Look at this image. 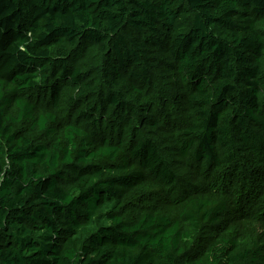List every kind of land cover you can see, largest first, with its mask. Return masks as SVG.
Listing matches in <instances>:
<instances>
[{
    "label": "clouds",
    "instance_id": "obj_1",
    "mask_svg": "<svg viewBox=\"0 0 264 264\" xmlns=\"http://www.w3.org/2000/svg\"><path fill=\"white\" fill-rule=\"evenodd\" d=\"M0 22V264H264V0Z\"/></svg>",
    "mask_w": 264,
    "mask_h": 264
},
{
    "label": "trees",
    "instance_id": "obj_2",
    "mask_svg": "<svg viewBox=\"0 0 264 264\" xmlns=\"http://www.w3.org/2000/svg\"><path fill=\"white\" fill-rule=\"evenodd\" d=\"M2 23V22H0ZM13 38L12 33H11V29H9V31L3 35L0 36V47H3L6 45L7 42H10V40Z\"/></svg>",
    "mask_w": 264,
    "mask_h": 264
}]
</instances>
